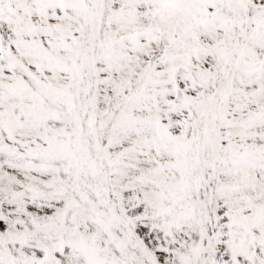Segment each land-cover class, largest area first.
<instances>
[{
    "label": "snow or ice",
    "instance_id": "6c2138e0",
    "mask_svg": "<svg viewBox=\"0 0 264 264\" xmlns=\"http://www.w3.org/2000/svg\"><path fill=\"white\" fill-rule=\"evenodd\" d=\"M0 264H264V0H0Z\"/></svg>",
    "mask_w": 264,
    "mask_h": 264
}]
</instances>
